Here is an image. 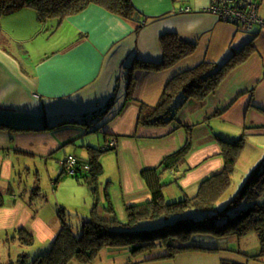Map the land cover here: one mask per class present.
Here are the masks:
<instances>
[{
	"label": "crops",
	"instance_id": "crops-1",
	"mask_svg": "<svg viewBox=\"0 0 264 264\" xmlns=\"http://www.w3.org/2000/svg\"><path fill=\"white\" fill-rule=\"evenodd\" d=\"M131 1L144 22L138 31L132 21L96 4L57 24H48L51 19L38 21L31 7L0 16V264H14L22 250L34 256L45 250L61 227L58 207L80 219L90 215L89 187L62 171L69 154L83 160L87 146L102 148L116 141V147L105 150L99 159L103 170L102 180L98 179V213L108 217L110 211L125 221L127 205L151 198L142 170L158 167L179 149L186 128L192 135L183 165L188 171L178 180L181 168L162 174L163 194L167 191L171 198L194 195L201 180L223 168L221 147L206 125L228 139L244 130L247 137L264 136V29L249 32L221 22L206 10L210 0ZM256 2L264 18V0ZM170 32L196 42L194 52L166 69L138 67L128 94L124 65L133 58L159 63L160 37ZM249 42L255 52L205 100L186 101L177 113L179 123L139 125L140 103L155 106L173 76L201 62L222 64ZM23 174L33 175L32 182L21 181ZM35 174L51 180L55 176L56 184L51 183L55 189L41 187ZM36 184L39 193L33 196ZM20 228L33 234L31 249L20 246ZM217 240L208 243L219 250L185 251L174 257H162L164 249L132 255L127 247H104L93 264H189L195 257L201 264H220L223 259L264 264V257H248L259 248L255 253L236 251ZM225 251L230 254L215 255V262H209L213 253Z\"/></svg>",
	"mask_w": 264,
	"mask_h": 264
},
{
	"label": "trees",
	"instance_id": "trees-1",
	"mask_svg": "<svg viewBox=\"0 0 264 264\" xmlns=\"http://www.w3.org/2000/svg\"><path fill=\"white\" fill-rule=\"evenodd\" d=\"M89 4L99 5L132 21L136 25L135 31H138L144 23L141 13L131 0H0V16H8L25 7H31L38 21L44 22L55 18L59 23L65 17L81 12ZM0 40H2L1 29ZM160 45L162 58L159 63L133 58L131 64L124 65L128 78V94L133 86V73L139 69L138 67L155 71L166 69L192 54L196 48V42L186 41L173 32L161 35ZM253 52L255 47L249 42L240 50L234 51L222 64L201 62L173 76L165 85L155 106L140 103L139 125L165 126L176 122L177 113L186 101L205 100L218 88L223 79ZM205 128L211 133L209 136L221 147L223 168L201 180L194 195L166 202L163 194L166 183L162 181V174L168 170L181 168V173L176 177L178 180L189 169L183 167L192 147L190 128H186V140L179 149L166 156L158 167L142 170L141 177L151 198L149 201L127 205L125 221L107 210L112 213L111 216L99 215L98 176L103 170L99 159L107 149L87 146L86 159L82 160L76 156L77 172L73 177L78 182L86 184L96 198L94 197L90 215L82 218L81 231L76 233L74 226L67 222L65 209L60 206L57 209V219L61 222V227L51 241L50 248L38 252L30 261H27L26 254L21 253L18 255L17 263L93 264L99 251L104 247H127L132 255L164 249L165 254L162 257H174L185 251L219 250L221 248L210 246L208 241L228 236L241 237L249 230L256 233L259 250L248 257L256 260L264 257V159L252 169L237 195L226 206L218 208V199L231 183V176L244 147L247 132L244 130L239 136L228 139L213 133L207 125ZM84 165H88L89 169H83ZM62 171L65 173L63 167ZM38 193L39 185L36 184L32 195L37 196ZM2 205L3 201L0 198V206ZM160 218H164L161 225L137 228L142 220ZM18 240L21 246H32L35 241L33 234L25 228L18 230ZM4 264H13V262ZM220 264L246 263L223 259Z\"/></svg>",
	"mask_w": 264,
	"mask_h": 264
},
{
	"label": "rangeland",
	"instance_id": "rangeland-1",
	"mask_svg": "<svg viewBox=\"0 0 264 264\" xmlns=\"http://www.w3.org/2000/svg\"><path fill=\"white\" fill-rule=\"evenodd\" d=\"M185 9H187V8H185ZM50 23H53V24L56 23L57 24V20L55 18H52L48 24H50ZM263 159H264V136H262V137H246L244 147H243V149L239 155V158L237 160L234 172L232 173V176H231V183H230L229 187L226 189V191L218 199V202H217L218 208H222V207L226 206L228 204V202L237 195V193L242 188L243 184L247 181V178H248L249 174L251 173L252 169H254ZM64 174H66V173H64ZM43 176L40 177L39 174H35V177L37 179L36 181L39 182V185L41 187L42 186H48V187H50V189H52L53 187L51 186V183L53 184V182L55 181L54 179L56 177L54 176L53 180H51V178L49 179L48 176L45 177V174H43ZM64 176H67L70 180L77 183V180L73 176L68 175V174H66ZM33 178H34L33 175L28 176V174H23L20 177V180L26 183V182H30ZM98 179L102 180V176H101V178H100V176H98ZM162 181H164V177L162 178ZM78 183L82 184V185L84 184L82 182H78ZM97 190H98L97 195H99V189H97ZM182 195H183V193H181V195L177 196L176 198H171V197H168L167 191H166V194H164L166 202H172L175 200H179V199L188 197L187 196L188 194H185L183 196ZM70 196L73 197L72 192L70 193ZM94 197L95 196H93V195L90 196V198H91L90 200H92V203L94 201ZM73 210L76 211L75 209H73ZM78 213H81V212H78ZM88 214H89V212H88ZM88 214H86V215H88ZM65 215L67 218V222L74 226V230L76 231V233H79L81 231L80 225L82 223V219L77 218L75 212L68 210V209H67V212ZM79 215H80L79 217H81V214H79ZM163 220H164V218H160L159 220L158 219L142 220L137 225V228H149V227H153L155 225H161ZM217 242H220V243L226 242L228 247L235 248L236 251L237 250L238 251H245V252L247 251L248 253H255L257 251V249L259 248L258 237L253 230H249L248 232H246L241 237L228 236L227 238H225V240L219 239V240H217ZM215 244L218 245V243H215ZM24 247L27 248V250L31 249L30 248L31 246H24ZM48 248H50V244L44 249L47 250ZM21 253H24L27 255L26 256L27 261H30L34 257V254H32V252H30V251L26 252V250H22ZM206 254H208V253H206ZM223 254L229 255L230 253L227 251L213 253L212 257L209 256V262L212 261L214 263L215 260H214L213 256H215V255L219 256V255H223ZM233 254H236V256L240 255L238 253H233ZM219 257H221V256H219ZM229 257H233V256H229ZM237 257L239 258V256H237ZM195 258L196 259L192 263H189V264H201L199 261L200 259L197 257H195ZM17 259H18V256H17ZM17 259L14 260V264H18Z\"/></svg>",
	"mask_w": 264,
	"mask_h": 264
},
{
	"label": "built area",
	"instance_id": "built-area-1",
	"mask_svg": "<svg viewBox=\"0 0 264 264\" xmlns=\"http://www.w3.org/2000/svg\"><path fill=\"white\" fill-rule=\"evenodd\" d=\"M185 10L188 11L189 8ZM206 10L221 22L242 27L249 32H253L255 28L264 29V18L258 13V5L255 0H210ZM115 147V140L109 141L104 146L105 149H114ZM77 164V158L73 154L67 155L62 161L64 172L71 176L77 172ZM82 168L88 170L89 166L84 165Z\"/></svg>",
	"mask_w": 264,
	"mask_h": 264
}]
</instances>
